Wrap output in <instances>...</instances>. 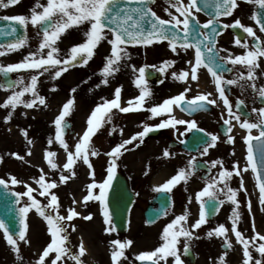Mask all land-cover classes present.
I'll list each match as a JSON object with an SVG mask.
<instances>
[{
	"label": "snow or ice",
	"instance_id": "snow-or-ice-1",
	"mask_svg": "<svg viewBox=\"0 0 264 264\" xmlns=\"http://www.w3.org/2000/svg\"><path fill=\"white\" fill-rule=\"evenodd\" d=\"M155 0H46L45 4H41L40 0L29 10L28 15L17 14L10 16H0V19L8 21V23L0 28V35L15 37L7 45L0 44V56L7 54V51H16L24 47L28 42L26 35L27 26L37 28V36L40 37L38 47L35 51H29L27 55L18 63L8 64L6 66L0 65V73H12L19 71L31 70L34 74L30 75L29 82L25 83L24 77H20L15 81H8L7 84H0V88L15 89L19 86V91L13 90L11 94L0 103V108L15 109L17 105L23 104L26 108H32L37 105H45L46 100L44 96L39 95L37 91L38 79L44 73H49L52 79L60 77L64 72H67L70 67L77 65H87L89 60L95 55V50L104 41L110 45V53L104 57V65L101 69V75L104 79L102 84L108 83V77L118 72L121 62L129 59L130 54L127 51L129 45L136 46H150L153 43L162 41L168 42V47L174 54H179L178 50L187 52L189 49L194 50L193 58L186 61L189 65L187 70L172 71L171 76L178 81H197L198 70L201 67L207 69L215 83L216 92L227 113V118H223V124L226 126V133H231L236 126L232 123L234 120L242 130H246L243 140L247 145V164L241 168L236 162L232 165L231 170L224 167L223 161L212 160L211 166L216 168L219 166L218 176L212 178L210 184L198 193L195 199L200 203L199 217L189 227H186L188 212L187 210L172 219L167 223L161 233V243L153 250L141 251L135 256V261L140 264H168L169 258L172 264H185L181 258V251L178 248L180 238H184L183 253L186 255L190 250L189 241L194 236V230L201 227L207 222L208 210L206 202H202L203 197H207L209 201H213L212 211L218 210L217 205L223 204L225 200H217V194L223 193L226 201L230 202L234 207L232 208V215L229 217L231 223V232L235 236L237 243L242 245V264H264V234L256 231L255 224H252V236L246 237L240 230H238V223L240 220V201L237 199V190L229 186L228 181L235 174L241 176L242 172L248 171L249 167L255 174L256 187L259 192V204L264 211V107L251 109L252 113L257 114V119L252 121L250 117L244 116L241 119V106L244 101L237 100L236 111L226 95L225 85H238L240 87H250L258 96L261 102H264V85L257 87L255 81L257 79L256 70L260 68L259 58L264 57V41H261L260 36L256 34L253 27L245 26L241 23L239 18L235 19L230 24H223L222 27L241 28L244 33L253 38L254 43L251 48L247 40L242 43L243 37L235 39L234 43L245 52L240 55H233L227 49H223L225 55H219V50L216 48V37L220 34L216 24H219V17L231 16L233 11L238 7V0H203L202 6L200 0H170V7L175 9V14L167 8L169 19H163L155 11H153L150 4ZM247 3H254L264 10V0H246ZM19 0H0V8H8L17 5ZM212 9L211 18L205 23L201 24L196 19V13L204 9ZM37 9H40L39 11ZM264 12H253L250 17L259 25V32L264 33ZM86 25V30L83 32V41L76 43L68 49V51L61 56V50L57 42L62 35L73 27ZM207 30V31H205ZM176 61L164 60L162 65L157 68L156 65L151 67L157 68V71L164 73L167 68L172 67ZM231 64L233 67L229 68L227 65ZM236 65H240L246 69L245 71H238L236 76L232 79H225L223 73L225 71L231 72ZM133 73H138L135 76L134 84L140 89L138 96L127 102L128 106H121V90L122 86L114 89L112 99H104L103 103L96 105L87 118V128L82 136L74 145V151L69 149L68 143L64 139L66 121L65 117L70 114L71 106L74 104L73 99L67 100L63 104L62 110L55 117L53 123L55 124V140L61 145L67 154L66 163L63 165V170L59 175V183L67 182L76 173L73 166L77 160H82L90 169L89 175L94 177V172L91 171L92 164L89 156H98L95 149L90 148L91 137L104 123H109L112 120V110L116 109L120 113H128L132 111H139L144 109L146 98H150L152 93L148 88V80L146 78V67L141 66L137 68L135 65H130ZM264 74V73H262ZM244 83H241V82ZM99 87V85H97ZM75 92V89H72ZM190 91L189 87H185L183 91L177 95L164 99L161 103L154 104L146 110L151 113L149 119L160 117L167 114L168 118L161 119L158 124L148 125L143 124V130L133 134L129 139L123 140L111 148L105 155L110 159L108 161L107 178L102 182L97 183L93 179L87 186V194L83 196L82 202L86 205L88 201H97L100 206V212L103 216V223L105 224L104 232L111 234L116 231V225L113 222L112 213L108 208V191L112 186V181L115 176L116 159L122 154V149L127 150L126 146L137 141L143 143V138L150 132L156 129L176 128L177 125H186V131L196 129L204 132V129L197 128L194 120L177 119L172 115L173 107L179 108L181 111L189 114L197 112L201 109H206L207 105H215V99H209L210 93L198 94L191 99L186 97V93ZM25 93H31L33 99L23 100ZM239 113V114H238ZM12 113L9 112L5 120L11 119ZM258 130V135L253 136L252 130ZM116 129L113 128L112 131ZM25 137L27 132L21 130ZM121 133L123 129L120 130ZM111 134V133H110ZM184 133H180L183 135ZM209 137L208 140L200 141L203 144L201 155H206L209 148L215 147L218 136L212 133H205ZM253 141L256 143L253 144ZM52 139L48 140L52 144ZM184 141H181L183 143ZM227 143L234 142L233 135H227ZM32 143L31 140L28 141ZM138 147L139 145H135ZM30 154V153H29ZM17 159H23L16 153H12ZM55 153L45 151L44 158L49 167L53 170L57 169L58 165L53 162L52 157ZM173 155L168 149L163 151L164 157ZM2 159V158H0ZM196 157H192L188 161L186 168H179L176 174L172 175L164 183L154 186L155 192L171 193L172 189L180 182H187L189 176L195 168ZM67 172L68 174H65ZM58 182L56 180H46V173L43 169L40 170V175L35 179V183L39 186L38 195L48 199V203L42 205L41 201L33 195L36 189L29 184L24 183L25 191L15 192V204L18 206L17 215L19 219L20 228L17 233H11L8 226L3 220H0V230H3L4 238L7 244L11 247L13 253L16 254L17 260H21L20 242L29 243L27 239V216L28 213L35 209L47 223V231L50 234V241L42 249L35 264H66V259H71L74 264H84L81 259L86 252L83 241L78 246V251L72 252L69 245L70 232L69 229L75 231V225L71 222L74 218L81 214L74 208L69 207L65 215H61L58 211L60 208L58 196L52 189L57 188ZM23 183L15 176H9L8 179L0 178V186L5 189L9 184L15 186ZM222 185L223 187H216ZM240 188L244 189L243 179L241 176ZM94 189L99 191L94 193ZM246 192V189H245ZM27 200L21 205L23 198ZM77 201L73 200V204ZM248 211L251 214V201H248ZM48 209H54L55 215L51 214ZM163 214H167L166 210ZM83 219L91 220L92 214L84 216ZM152 220L146 223H152ZM229 229L224 224H220L207 233L208 237L213 235L222 237L224 240V247L232 248V243L228 238ZM198 238V237H197ZM111 246L110 259L111 264H123V261L128 260L125 255V250L128 249L133 241L131 239H112L109 241ZM253 249L259 254V258H254ZM227 252L220 255L219 264H227Z\"/></svg>",
	"mask_w": 264,
	"mask_h": 264
},
{
	"label": "rangeland",
	"instance_id": "rangeland-1",
	"mask_svg": "<svg viewBox=\"0 0 264 264\" xmlns=\"http://www.w3.org/2000/svg\"><path fill=\"white\" fill-rule=\"evenodd\" d=\"M23 1L25 4L27 3V1H29V3L31 2L30 4L32 6L26 4L27 7H24L22 6V4H18L17 6L13 7V9H16L15 11H12L15 12L13 13L14 15L30 14L29 10L36 3V0ZM168 1L170 0H156V4L153 7L157 15L164 19H169L168 13L165 11L166 8L168 10L170 9ZM40 3L45 4L46 0H40ZM37 10L39 11L40 9ZM28 28H30V32L27 36L28 42L32 43V39L34 37L32 33L33 27L29 24ZM73 30H75L76 32L77 29L71 28L67 30L61 38H65L64 41L70 40L71 36H73ZM34 42V44L32 43V51H35L38 47L36 41ZM68 42L69 41H67L66 43ZM109 46L110 45H108L106 41L102 42L98 46V48L96 49V53L100 55L97 58L98 61L97 59H90L87 65L76 66L80 67V69H78V76H75L77 79L73 80L75 85L73 88L76 90L75 97L78 103L85 102L84 97L81 95L82 90H84V86L81 87L80 84L76 82H79L78 79H81L80 77L83 76L84 70H92L85 71L90 73L91 75L98 74L94 73L93 71H101L104 65V57L110 53ZM24 47L16 51H7L6 55L0 56V65L6 66L8 64L20 62L23 57L28 54L27 49L23 51ZM0 51H6V48L0 49ZM130 65H132L131 59L124 62L126 70H129L131 68ZM13 74L17 79H19L20 77H24L25 83H27L29 82L30 75L34 74V72L29 70L13 72ZM108 79H110V82H108L107 84L106 96H108V99H112L114 89L120 86L119 71L109 76ZM41 82L42 81L38 79L37 91L39 95L45 97L46 106L39 105V103L37 102V105L32 108H26L23 104L17 105L15 109H11L10 107L0 108V158H2L0 159V178L8 179L9 176H15L18 180L22 181L23 183L17 184L15 186L9 184V187L15 192L25 191L24 183L29 184L37 190L33 193V195L41 201L42 205H44L48 203V199H50V197L45 198L38 195L40 189L39 186L35 183V179L39 177L40 170L43 169L44 173H46V180H56L58 182L59 175L63 170V165L64 163H66L67 154L61 147V145L55 140L56 129L55 124L53 123L55 117L62 110V97L56 100L55 97L52 98L51 96H48L45 85H43V83ZM180 88V85L174 84L172 90H177ZM13 90L19 91V86H17ZM13 90L0 88V103H3ZM65 93L67 92L65 91L64 95ZM22 99L31 100L33 99V96L31 93H25ZM94 99L95 98H90L86 101V103L88 104L85 105L86 110L82 111V113H80L79 110H70V114L65 117V119H68L72 122V127L76 132L74 136L68 135L64 137L65 141L69 145V149L72 151H74L75 143L79 140V138L83 134L84 129L87 127V123L84 118H87L88 116V109L90 107V104L96 102V99ZM56 101L58 103H56ZM9 112L12 113V116L11 119L6 121L5 117ZM21 130H25L27 132V137H25L24 133ZM49 139H52V144L48 143ZM29 140L32 141L31 144L28 143ZM103 145L105 148V144ZM45 151H51L55 153L54 157H52L51 159H53V162L58 165L57 169L53 170L49 167L47 161L44 158ZM12 153H16L19 156H22L23 159H17L12 155ZM222 155L223 158L227 159V162L229 163V170H231L232 165L236 162L239 163V167L241 168H243L247 164L245 163V161H247V157L243 154V152H208L207 158L209 162H211L212 160H220V157ZM223 164L225 163L223 162ZM73 169L76 175L72 176L67 182L63 184H60L58 182L57 188L52 189L51 191L55 192L58 196L60 204V208L58 209V211L61 215H65L66 210L69 207H74L81 214L80 216L74 218V220L71 222L75 225V231H72L70 229L68 246L71 248L72 252H76L78 251L80 242L83 241L86 252L81 259L84 261V264H111V246L109 244V241L112 239H131L133 241V244L125 250V255L128 256L129 261H123V264H130V261L135 260V256L139 252L155 249L154 247L150 249L149 247L143 248V246L146 244V242H143V244H141L143 240H146L147 238L149 239L150 237H152L150 239L156 238L158 234L162 233L163 227L167 223H169L176 216L181 215L185 212V210L183 209H178L182 208L183 205L182 199L179 198L177 199L178 203L176 202V206H174V208L170 212L171 214L167 218L163 219L161 222L153 226L150 231H146L139 235L134 234L132 231L122 238H119L114 234L109 235L108 233L104 232L105 224L103 223V216L96 207L95 202L88 201L86 205L82 202L83 196L87 194L88 184L91 183L93 179L97 183L102 182V180L106 176V171L100 170L96 166L92 165L91 171L94 172V177L90 176V169L83 163L82 160H77L76 164L73 166ZM217 169H219V166H217L214 170V174H217ZM250 170L251 168L249 167L248 171L242 172L241 176L243 179V184L251 183L254 180L253 178H250ZM65 174L68 173L65 172ZM241 176H236L234 174L232 182L229 184V186L237 190V199L240 201V207L238 209L240 213V220L237 225L238 230H240L246 237L250 238L252 236L253 223L255 224L256 231L264 234V218L261 220V222L256 224L254 218L251 216V214H249L247 208V198H245V195L242 193L240 187H237L240 186ZM214 177L216 176L214 175L209 178V180L204 182L200 181V184H197L196 187H194L196 188L195 190H193V184L189 187V189L191 188L189 191L191 196V203L187 211L188 219L187 224L185 225L186 227L190 228L191 224L199 217V208L201 202L199 203L197 200L195 201L194 195L196 196V193L200 192L206 184H210L212 182V178ZM216 187L219 188L223 186L217 185ZM93 191L94 193H96L99 190L94 189ZM257 193L259 194L258 189ZM217 198L219 200H225V202L221 204L217 217L210 223L206 222L198 229H195L194 236L189 241V244L192 245L196 250L197 260L194 264H219L218 258L225 252H227V255L225 257L227 264H242V245L236 242L235 236L230 230L232 221L229 220V217L232 215V208L234 206L230 202L226 201L223 193H218ZM26 200V197L23 198L21 200V205ZM73 200L77 201V203L73 204ZM259 209V212H262L261 214L264 216V211L261 210L262 206L260 204ZM47 211H49L50 213L52 212V214L55 215L56 210L48 209ZM89 213L92 214V219H83V217L88 215ZM27 223V239L29 243L25 244L23 242H20V253L24 254V256H21V260H17L16 254L12 252L11 247L7 244V241L4 238V234L0 230V264H29V259H32V256H38L39 254H36L40 253L46 246V244L50 241L46 227L47 223L41 216H39L35 209H32L28 213ZM136 223L137 222H135V224ZM220 224H224L225 227L229 229L227 235L232 243V248L227 249V251H222L220 249L221 244L224 243L222 237H217L215 235H213L212 237L207 236V233L210 230L214 229ZM183 244L184 238L181 237L178 248L181 251V258L185 261V264H188L182 256ZM29 250L32 251V253L28 255ZM250 251H252L254 258H259V254L256 253L253 249H250ZM31 264L35 263L31 261ZM66 264H74V261H72L71 259H66ZM168 264H172L171 258H169ZM251 264H254V261L251 262Z\"/></svg>",
	"mask_w": 264,
	"mask_h": 264
},
{
	"label": "flooded vegetation",
	"instance_id": "flooded-vegetation-1",
	"mask_svg": "<svg viewBox=\"0 0 264 264\" xmlns=\"http://www.w3.org/2000/svg\"><path fill=\"white\" fill-rule=\"evenodd\" d=\"M253 12L261 13L264 12V10L260 9L258 5L254 3H247L246 0H238V7L233 11L231 16H227L223 19H220V23L223 24H230L232 23L235 19L239 18L241 20V23L245 26H251L253 27L254 31H256V34L260 36L261 41H264V33L259 32V25L256 24L254 20H252L250 17L252 16ZM261 18H264L262 16ZM231 28L225 29L223 28V36H222V41H221V51L220 55L223 56L224 51L223 49H227L233 55H238L239 48L240 46H234L233 43L235 41V38L231 35L232 33L229 31ZM244 40H247L250 48H251V43L253 41V38L248 36L246 34V38ZM242 41V43L244 42ZM260 62L264 63V57L259 58ZM229 66L232 68L233 66L229 64ZM242 67L240 65H236L235 69L228 74L227 79H232L236 76L238 71H242ZM241 83H244L243 81ZM260 85H257L259 87ZM229 101L231 104H234L237 102V100H242L244 101L249 108H260L262 107L256 102L257 95L254 93L252 88L250 87H240L238 85H231L229 86ZM203 125L207 124V121L203 120Z\"/></svg>",
	"mask_w": 264,
	"mask_h": 264
},
{
	"label": "water",
	"instance_id": "water-1",
	"mask_svg": "<svg viewBox=\"0 0 264 264\" xmlns=\"http://www.w3.org/2000/svg\"><path fill=\"white\" fill-rule=\"evenodd\" d=\"M123 2L124 1H122V5ZM202 2L203 0H200L201 4ZM203 11L208 15L212 14V10L210 9H204ZM8 41L9 39L0 38V43ZM255 143L256 142L253 141V144ZM124 190L125 188L122 179H120L118 176H115L111 186L109 205L114 214L116 222L121 225H124L125 214L130 203V201L127 200V194ZM15 199L16 198L13 194L0 186V220L5 222L11 233H17L20 228ZM119 206H121V210H119ZM122 227L123 226H121V230Z\"/></svg>",
	"mask_w": 264,
	"mask_h": 264
},
{
	"label": "bare ground",
	"instance_id": "bare-ground-1",
	"mask_svg": "<svg viewBox=\"0 0 264 264\" xmlns=\"http://www.w3.org/2000/svg\"><path fill=\"white\" fill-rule=\"evenodd\" d=\"M1 26L2 25H0V27ZM74 75L75 74L73 73V69L72 68H69V70L67 72H64V74L62 75L61 78L65 79L67 81V80H71V78ZM83 80L87 81L88 86H91L92 85V81H93L92 76L86 75ZM162 176H163V173H159L158 174L157 178L154 180V182L156 183V185H159V180H161V177ZM245 189H246V193L248 195V201L249 200L251 201V208H252V210H251V216L254 218V221L257 224L258 222H260L264 218L262 214L258 213L259 212V203H258V199H257V194H256L253 186H251V187L246 186ZM160 237H161V234L151 244L152 247L156 248L157 246H159V244L162 242L161 239H160Z\"/></svg>",
	"mask_w": 264,
	"mask_h": 264
}]
</instances>
